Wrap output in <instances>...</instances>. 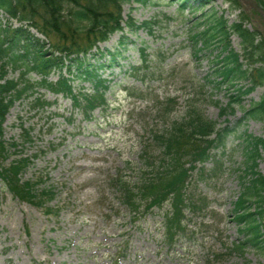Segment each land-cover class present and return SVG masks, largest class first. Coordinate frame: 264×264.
Returning <instances> with one entry per match:
<instances>
[{"label":"rangeland","instance_id":"374dc122","mask_svg":"<svg viewBox=\"0 0 264 264\" xmlns=\"http://www.w3.org/2000/svg\"><path fill=\"white\" fill-rule=\"evenodd\" d=\"M212 1L208 14L223 13L229 25L239 21L240 11L223 0ZM201 12L181 13L171 0H151L146 6L135 0L123 4L124 19L129 15L142 29L128 35L134 45L112 67L101 69L110 82L107 105L96 109L90 120L72 107L68 97L40 87L34 96H42L49 108H33L32 94L15 102L3 124V139L18 144L8 161L29 158L22 179H41L52 187L55 197L49 206L56 213L47 215L7 191L0 192V264H264V253L252 248L232 251L239 234L231 214L244 168L243 134L264 139V115L236 127L223 155L221 149L214 150L221 162L218 172L211 174L213 165L207 163L202 171L191 173L188 192L200 210L185 211L184 232L170 243L164 230L168 207L135 218L114 187L118 173L137 182L142 152L159 154L153 135L167 132L173 121L182 119L187 105L199 103L219 127L232 126L264 96V86H258L241 107L219 116L217 104L225 105L229 93L214 87L211 60L216 52L195 57L191 39L203 30L193 28ZM0 24L18 26L19 22L0 16ZM243 26L256 30L252 21ZM119 37L115 33L98 45L104 53L97 58L99 63L108 60L105 51L113 52ZM257 40L264 41L262 31ZM245 46L237 34L232 35L231 47L248 63L251 48ZM5 71L6 79L20 77L18 68L6 65ZM41 78L35 72L25 76L30 83ZM56 80L57 73L48 76V81ZM72 86L89 92L87 83L74 81ZM21 127L29 131V143L23 142ZM257 164L264 175V152Z\"/></svg>","mask_w":264,"mask_h":264},{"label":"trees","instance_id":"16d2710c","mask_svg":"<svg viewBox=\"0 0 264 264\" xmlns=\"http://www.w3.org/2000/svg\"><path fill=\"white\" fill-rule=\"evenodd\" d=\"M130 1L0 0V16L19 22L18 26L2 27L0 24V192L7 191L47 215L56 213L49 206L55 197L53 188L41 179H22L29 158L19 156L8 161L10 154L17 152L18 144L3 139L6 115L16 101L29 94H32L33 108H48L51 104L42 96H34L36 87L68 97L72 107L86 120L91 119L96 109L106 106L110 82L100 71L112 67L116 59L134 45L128 35L142 29L129 15L126 19L122 16L123 4ZM135 1L146 6L151 0ZM171 1L181 13L189 10L195 16L202 11L193 17L197 20L193 28L203 27L191 38L196 47L194 55L216 52L211 60L214 87L219 90L224 87L229 93L225 105L217 104L219 116L233 113L256 87L264 86V53L260 52L264 41L257 40V30L250 31L243 26L249 18L237 0H224L231 9L240 11L239 21L230 25L223 13L214 10L208 14L210 10L206 8L212 7V0ZM256 1L264 9V0ZM115 33L120 34L116 48L111 53L106 50L108 60L99 63L97 58L102 59L104 53L98 45L107 42ZM233 34L241 38L245 47L251 48L246 57L248 63L243 62L231 47ZM140 52L145 63L143 49ZM89 58L96 60L90 62ZM257 63L260 66L253 67ZM6 65L20 69L19 79H6ZM29 72L39 74L40 82L26 80ZM51 73H57L55 82L47 79ZM74 81L89 84V92L84 91V87L76 91L72 86ZM263 115L264 96L245 109L241 119L232 126L226 123L219 127L217 122L204 115L199 103L187 105L182 119L173 121L167 132L153 135L159 154L151 156L149 152H142L136 183L119 173L113 178L123 204L135 218L168 207L164 213V230L168 243L172 242L175 236L184 232L185 211L194 213L199 209L197 201L188 192L191 173L199 172L207 163L213 165L211 174L218 172L221 162L214 150L221 149L223 155L226 140L236 132V127L247 119ZM21 134L25 144L31 141L28 130L21 127ZM243 136L244 168L239 177V194L231 211L239 239L233 244L232 251L252 248L264 253V175L257 170V160L264 152V139L245 133Z\"/></svg>","mask_w":264,"mask_h":264},{"label":"water","instance_id":"95a60500","mask_svg":"<svg viewBox=\"0 0 264 264\" xmlns=\"http://www.w3.org/2000/svg\"><path fill=\"white\" fill-rule=\"evenodd\" d=\"M241 3L244 4V10L247 14H249V11H255L258 13L259 16L264 18V10L257 4L255 0H239Z\"/></svg>","mask_w":264,"mask_h":264},{"label":"flooded vegetation","instance_id":"af4514ba","mask_svg":"<svg viewBox=\"0 0 264 264\" xmlns=\"http://www.w3.org/2000/svg\"><path fill=\"white\" fill-rule=\"evenodd\" d=\"M252 22L257 28V30L262 31L264 33V19L259 17L254 13L252 16Z\"/></svg>","mask_w":264,"mask_h":264}]
</instances>
